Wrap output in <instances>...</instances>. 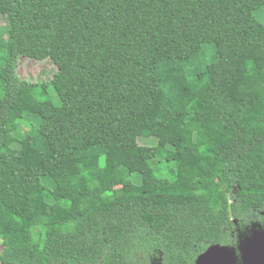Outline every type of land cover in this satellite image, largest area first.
<instances>
[{"label": "trees", "instance_id": "obj_1", "mask_svg": "<svg viewBox=\"0 0 264 264\" xmlns=\"http://www.w3.org/2000/svg\"><path fill=\"white\" fill-rule=\"evenodd\" d=\"M5 3L1 260L194 264L264 229V0ZM22 58L55 71L25 80ZM24 88L34 100L12 121ZM142 137L156 153L137 171ZM55 141L96 157L76 164L71 196L40 170ZM16 142L20 158L4 163Z\"/></svg>", "mask_w": 264, "mask_h": 264}, {"label": "rangeland", "instance_id": "obj_2", "mask_svg": "<svg viewBox=\"0 0 264 264\" xmlns=\"http://www.w3.org/2000/svg\"><path fill=\"white\" fill-rule=\"evenodd\" d=\"M7 6L5 0H0V26H7V17H6ZM256 16L259 18L261 22L264 23V7L259 9L258 12H255ZM55 71L54 65L47 60L37 61L33 59L22 58L19 62L18 73L25 80L29 81H38L40 79H49L53 72ZM218 96L221 99L227 98V95L223 91H218ZM34 100V96L29 88H24L21 91L20 99L18 103L15 105L10 114V119L12 121L21 117V115L26 113L27 106ZM17 133V132H16ZM21 137L20 134H18ZM141 153H142V161L136 164V170L139 171L146 166V161L152 158L156 153V138H140L139 140ZM20 142H16L11 148H9L6 153L2 156V161L4 163H14L20 158ZM72 144L66 141H55L52 143V151L46 155L40 164V170L48 176V180L51 184H55L56 182L62 183L65 187V191L68 196L74 195L77 191V188L70 182V174L75 169V166L79 162L86 163L87 165H92L96 163L95 156H82L76 157L73 152ZM136 177L139 178L138 172L136 173ZM114 186H120V182H116ZM161 188L163 189H171L178 186L177 183H172L168 181H163L161 183ZM65 206L61 205L58 214L64 215ZM77 225L71 224L68 225V230H75ZM262 229H255L252 234L257 232L260 233V240L264 245V232L261 233ZM264 231V230H263ZM1 250V249H0ZM264 252V249L262 250ZM249 258L256 263L258 261L256 257L253 255H249ZM222 260V259H221Z\"/></svg>", "mask_w": 264, "mask_h": 264}, {"label": "water", "instance_id": "obj_3", "mask_svg": "<svg viewBox=\"0 0 264 264\" xmlns=\"http://www.w3.org/2000/svg\"><path fill=\"white\" fill-rule=\"evenodd\" d=\"M263 230L264 229L260 230L261 233L264 232ZM260 237H261L260 233L257 232L255 234H251V236L248 238L245 237L246 239L243 238L240 241L238 247L240 249L244 264H264V252L262 251L264 249V245L262 244ZM237 248L230 247L228 245L213 244L206 250L205 253H203L197 259V264H202L204 261H207L205 260L206 258H208L211 261L220 260V256H222V260L224 261L231 259L235 260L234 255L236 253ZM249 255H253L254 257H256L258 261L254 263L249 258Z\"/></svg>", "mask_w": 264, "mask_h": 264}, {"label": "flooded vegetation", "instance_id": "obj_4", "mask_svg": "<svg viewBox=\"0 0 264 264\" xmlns=\"http://www.w3.org/2000/svg\"><path fill=\"white\" fill-rule=\"evenodd\" d=\"M205 252L206 251H203L202 253L198 254L194 258V264H197V259ZM223 258H225V257H223ZM234 258H235V260L231 259V260H226V261L221 260L222 256H220V260H212L211 261L208 258H206L205 260H207V261H204L202 264H244L239 247L236 250ZM0 264H17V263L7 262V261H3V260L0 259ZM151 264H165V263L161 262V261L159 262L157 259H154Z\"/></svg>", "mask_w": 264, "mask_h": 264}]
</instances>
